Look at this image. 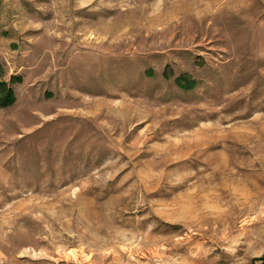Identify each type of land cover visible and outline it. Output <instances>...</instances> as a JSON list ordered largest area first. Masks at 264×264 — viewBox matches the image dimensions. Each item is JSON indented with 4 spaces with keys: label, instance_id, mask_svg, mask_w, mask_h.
<instances>
[{
    "label": "rangeland",
    "instance_id": "obj_1",
    "mask_svg": "<svg viewBox=\"0 0 264 264\" xmlns=\"http://www.w3.org/2000/svg\"><path fill=\"white\" fill-rule=\"evenodd\" d=\"M0 82V264H264V0H0Z\"/></svg>",
    "mask_w": 264,
    "mask_h": 264
},
{
    "label": "trees",
    "instance_id": "obj_2",
    "mask_svg": "<svg viewBox=\"0 0 264 264\" xmlns=\"http://www.w3.org/2000/svg\"><path fill=\"white\" fill-rule=\"evenodd\" d=\"M13 80L21 81L20 77L13 78ZM177 85L183 90H192L196 87V82L188 79L186 76H181L176 80ZM16 96L14 90L6 83L0 82V108H8L15 104ZM258 259L255 261H263Z\"/></svg>",
    "mask_w": 264,
    "mask_h": 264
}]
</instances>
